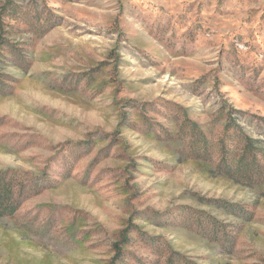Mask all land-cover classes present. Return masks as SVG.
Returning <instances> with one entry per match:
<instances>
[{"label":"rangeland","instance_id":"1","mask_svg":"<svg viewBox=\"0 0 264 264\" xmlns=\"http://www.w3.org/2000/svg\"><path fill=\"white\" fill-rule=\"evenodd\" d=\"M0 264H264V0H0Z\"/></svg>","mask_w":264,"mask_h":264}]
</instances>
